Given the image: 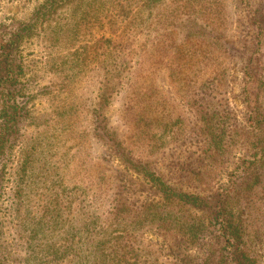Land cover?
I'll use <instances>...</instances> for the list:
<instances>
[{
  "label": "rangeland",
  "instance_id": "obj_1",
  "mask_svg": "<svg viewBox=\"0 0 264 264\" xmlns=\"http://www.w3.org/2000/svg\"><path fill=\"white\" fill-rule=\"evenodd\" d=\"M0 88L19 113L0 153V264L124 242L148 264L204 260L213 223L174 235L211 214L177 216L174 191L213 208L228 195L264 264V0H0Z\"/></svg>",
  "mask_w": 264,
  "mask_h": 264
},
{
  "label": "trees",
  "instance_id": "obj_2",
  "mask_svg": "<svg viewBox=\"0 0 264 264\" xmlns=\"http://www.w3.org/2000/svg\"><path fill=\"white\" fill-rule=\"evenodd\" d=\"M124 62L127 61L124 60ZM3 78H5V80L11 79L10 74H7V76ZM0 96L1 101H3L4 104L0 116V120L3 119L0 126V153L3 154L7 152V148H9L8 144L11 142V139L15 133L13 128L19 122V113H17L16 110L17 103L14 101L15 98L9 97L7 91H1ZM130 165L134 166L135 171H138L143 176L149 177L151 180H148L159 186L164 193H168L169 187L165 184L161 177H158L154 173H150L141 166H136L133 163H130ZM173 193L176 194L177 197H179L181 203H178L177 207L175 208L174 214H176L177 216V213H179V206L184 207L183 205H190L192 207H195V209L199 211L205 210L206 212H209L211 214L205 218V221L207 223L206 228L201 229L202 226L192 227V237L187 238L186 235H182L181 239L184 240L182 241L176 233L174 236L176 237L175 240L178 245H182V243H184L185 246L186 243L190 242L192 239L198 238L200 234L204 232V230L211 229V227H209L211 223H213L214 225V229H211V235H217L218 237L217 244L214 246L213 251L211 252V254L205 255L204 260H192L189 258H183V264H254L255 258L253 257L250 249L247 246L246 234L244 233L242 226V224L244 223H242L241 220L235 219V217L233 220L230 214L225 212L227 211L226 207L228 206V201L226 199L228 195L219 194L218 197L215 198L216 206L215 208H213V204L212 202H210V198L207 199L198 195L193 196L189 194H179V192L176 191H174ZM221 213H226L228 217L223 219ZM150 215L151 216H149L150 218L148 219L149 225H155L159 223L161 224L164 221L168 220H164L162 218L159 220L156 219L155 216L158 215V213ZM156 221L160 222L155 223ZM164 229L166 230V232H170L166 225L164 226ZM176 230L177 232L180 231L178 229ZM97 249L100 250L98 254H96ZM95 250L96 251L94 252L90 251L89 255L79 257L76 261V264H94L95 262L97 264H124V261L127 264H148L149 262L148 256L141 255L135 248V246L133 247L127 242L121 243L120 245H113L111 248V252L108 251L110 250V248L106 250L105 243H98L97 247H95ZM71 253H73V251H71ZM54 257L56 256L54 255ZM54 263L55 262L52 261V264ZM63 264H75V259L73 257L69 261L66 259Z\"/></svg>",
  "mask_w": 264,
  "mask_h": 264
}]
</instances>
